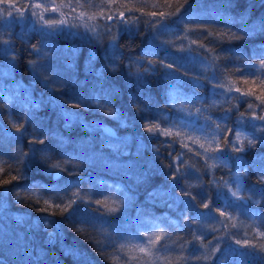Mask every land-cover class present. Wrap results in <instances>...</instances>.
Masks as SVG:
<instances>
[{"label":"trees","instance_id":"trees-1","mask_svg":"<svg viewBox=\"0 0 264 264\" xmlns=\"http://www.w3.org/2000/svg\"><path fill=\"white\" fill-rule=\"evenodd\" d=\"M259 117L264 0H0V264H264Z\"/></svg>","mask_w":264,"mask_h":264},{"label":"snow or ice","instance_id":"snow-or-ice-1","mask_svg":"<svg viewBox=\"0 0 264 264\" xmlns=\"http://www.w3.org/2000/svg\"><path fill=\"white\" fill-rule=\"evenodd\" d=\"M35 7H40V5H36ZM55 10L56 9H53V11H55ZM177 11H179V9H177ZM9 15H11V13H9ZM32 15H36V13L33 12ZM40 18L43 19V15H41ZM45 23H47V21H45ZM60 23H63V21H60ZM249 107H251V105H249ZM259 119L264 120V117H259ZM148 131H150V132L152 131L151 127L148 128ZM164 134L167 135L168 133H164ZM252 143H253V141L249 140V144L251 145ZM237 150H240V149H237ZM54 167H56V166L54 165ZM262 179H264V177H262ZM6 183H7V181H6ZM205 207H207V205H205ZM113 210H115V209H113ZM141 251H144V249H141Z\"/></svg>","mask_w":264,"mask_h":264},{"label":"water","instance_id":"water-1","mask_svg":"<svg viewBox=\"0 0 264 264\" xmlns=\"http://www.w3.org/2000/svg\"><path fill=\"white\" fill-rule=\"evenodd\" d=\"M59 173H60V171H56V172L53 174V177H54V178H57V177L59 176Z\"/></svg>","mask_w":264,"mask_h":264},{"label":"rangeland","instance_id":"rangeland-1","mask_svg":"<svg viewBox=\"0 0 264 264\" xmlns=\"http://www.w3.org/2000/svg\"><path fill=\"white\" fill-rule=\"evenodd\" d=\"M53 8H54V7L52 6V7L49 8V10L51 11ZM57 10H59V9H57Z\"/></svg>","mask_w":264,"mask_h":264}]
</instances>
